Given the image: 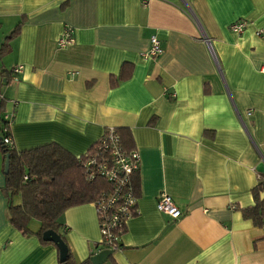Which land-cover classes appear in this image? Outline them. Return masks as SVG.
<instances>
[{
  "label": "crops",
  "instance_id": "0c3cea01",
  "mask_svg": "<svg viewBox=\"0 0 264 264\" xmlns=\"http://www.w3.org/2000/svg\"><path fill=\"white\" fill-rule=\"evenodd\" d=\"M18 24L0 58L10 75L22 65L17 81L0 74L14 147L78 156L122 127L139 153L137 212L102 264H264V224L241 213L264 161V0H0V46ZM153 34L163 50L144 57ZM3 165L0 150V264H60L55 245L9 223ZM162 193L179 218L157 210ZM60 220L74 262L102 249L92 204Z\"/></svg>",
  "mask_w": 264,
  "mask_h": 264
},
{
  "label": "trees",
  "instance_id": "16d2710c",
  "mask_svg": "<svg viewBox=\"0 0 264 264\" xmlns=\"http://www.w3.org/2000/svg\"><path fill=\"white\" fill-rule=\"evenodd\" d=\"M19 26L20 24L16 25L5 36L0 46V58L10 51V42L19 33ZM129 73L130 67L122 64L118 79L128 76ZM0 74L3 83L9 82L12 78L10 71L2 67ZM112 81H115L113 77L110 82ZM3 113V100H1L0 150L3 161L6 154L9 158V170L5 174L3 189L8 199L9 223L22 234L37 235L43 244L55 245L42 239V233L50 229L57 232L66 243L65 226L60 220L63 212L68 208L83 204L95 203L96 205L100 196L109 192L113 187L112 182L100 175L95 174L90 178V168L85 165V159L89 154L98 153L99 157L108 154V151L102 146L106 134L103 132L101 137L87 148L86 152L78 156L56 142L17 150L13 144L10 145L5 141L12 137L10 120L5 119ZM115 130L122 147L125 150H131L133 147H131L130 132L122 127H115ZM131 185L137 194L138 169L132 174ZM251 195L253 204L242 208L241 213L244 218L251 219L255 225L261 226L264 224V174L257 173V183L251 189ZM14 197H19L20 202L14 203ZM33 221L38 223L37 229H33ZM123 228L125 231V227ZM116 247V249L121 247L120 239L116 241ZM91 256L82 262H74L68 248V255L64 263L91 264Z\"/></svg>",
  "mask_w": 264,
  "mask_h": 264
},
{
  "label": "built area",
  "instance_id": "2783aa9c",
  "mask_svg": "<svg viewBox=\"0 0 264 264\" xmlns=\"http://www.w3.org/2000/svg\"><path fill=\"white\" fill-rule=\"evenodd\" d=\"M244 26L243 21H235L230 24L229 28L235 33H241L245 28ZM257 34L264 39V29L257 31ZM72 40V29L69 26H65L57 40V47H67L72 43ZM149 42V49L143 53V56L154 58L163 49L156 35H151ZM21 69L22 65H16L12 68L11 81L18 80V74ZM259 71L264 73V65L260 66ZM11 117L13 115H4L7 120H11ZM104 134L106 135L102 146L108 151V154L101 157L98 156V153L89 154L85 159V165L90 168V178L97 174L113 184L112 189L102 194L96 201V205L95 203L92 205L95 209L101 235L98 245L102 249L115 250L117 248L116 241L120 239V235L124 231L123 227H125L128 219L137 212V196L131 185V177L133 172L139 168V153L135 149L125 150L122 147L115 127L105 128ZM5 141L10 145L13 144L11 138H7ZM156 208L159 212L173 219H177L182 215L181 210L174 203L172 197L166 193L159 195L156 200Z\"/></svg>",
  "mask_w": 264,
  "mask_h": 264
},
{
  "label": "water",
  "instance_id": "95a60500",
  "mask_svg": "<svg viewBox=\"0 0 264 264\" xmlns=\"http://www.w3.org/2000/svg\"><path fill=\"white\" fill-rule=\"evenodd\" d=\"M9 170V158L8 154L4 157V165H3V173L7 174ZM259 173L264 174V161H262L258 168ZM42 239L44 241H49L55 244L57 250H58V260L60 263L65 264L66 257L68 255V247L66 243L63 241L61 236L53 231V230H46L42 233ZM113 252V250L110 249H101L97 253L91 256V264H102L108 256Z\"/></svg>",
  "mask_w": 264,
  "mask_h": 264
},
{
  "label": "rangeland",
  "instance_id": "374dc122",
  "mask_svg": "<svg viewBox=\"0 0 264 264\" xmlns=\"http://www.w3.org/2000/svg\"><path fill=\"white\" fill-rule=\"evenodd\" d=\"M15 198V197H14Z\"/></svg>",
  "mask_w": 264,
  "mask_h": 264
}]
</instances>
